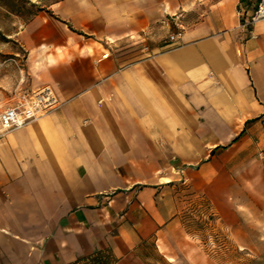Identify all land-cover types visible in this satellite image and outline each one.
<instances>
[{"label": "crops", "instance_id": "0c3cea01", "mask_svg": "<svg viewBox=\"0 0 264 264\" xmlns=\"http://www.w3.org/2000/svg\"><path fill=\"white\" fill-rule=\"evenodd\" d=\"M258 3L26 9L0 109L45 86L58 105L0 137V264H213L182 219L188 194L249 238L264 212V19L243 24Z\"/></svg>", "mask_w": 264, "mask_h": 264}, {"label": "rangeland", "instance_id": "374dc122", "mask_svg": "<svg viewBox=\"0 0 264 264\" xmlns=\"http://www.w3.org/2000/svg\"><path fill=\"white\" fill-rule=\"evenodd\" d=\"M50 1L0 0V63L14 58L10 53L19 52L20 57L24 55L12 39L19 25L17 21L23 16L26 19V9L33 12ZM186 201L182 213L185 227L194 243L206 251L213 264H264V212L255 216L258 220L253 222L249 238L233 239L207 201H194L189 194ZM239 243L248 245L244 248Z\"/></svg>", "mask_w": 264, "mask_h": 264}, {"label": "built area", "instance_id": "2783aa9c", "mask_svg": "<svg viewBox=\"0 0 264 264\" xmlns=\"http://www.w3.org/2000/svg\"><path fill=\"white\" fill-rule=\"evenodd\" d=\"M264 19V0L259 3L253 13L244 21V26L254 25ZM171 40L176 37L170 36ZM58 99L50 86L35 91L31 96L22 97L11 107L0 109V137L18 127L25 126L50 110L56 108Z\"/></svg>", "mask_w": 264, "mask_h": 264}]
</instances>
